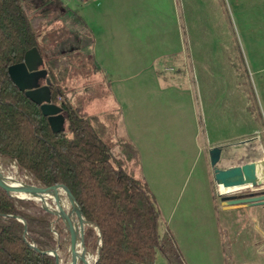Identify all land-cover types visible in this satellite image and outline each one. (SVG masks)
Wrapping results in <instances>:
<instances>
[{"label": "rangeland", "instance_id": "rangeland-1", "mask_svg": "<svg viewBox=\"0 0 264 264\" xmlns=\"http://www.w3.org/2000/svg\"><path fill=\"white\" fill-rule=\"evenodd\" d=\"M61 1L60 24L70 36L56 52L93 54L95 37L101 38L100 61L95 60L88 79L75 86L87 87L89 113L120 108L115 134L138 148L142 173L161 210L159 232L163 238L173 237V245L165 240L167 254L158 253L154 264H181L183 257L188 264H206L208 254L216 255L214 234L220 235L225 264H237V240L252 264H264V255L254 256L249 249L245 233H253L255 226L259 249L264 250V234L258 232H264V205L241 204L225 226L222 206L240 204L218 197L208 152L214 146L222 148L218 168L251 161L264 165V0H175L179 13L173 0H107L97 16L98 0ZM73 13L84 23L74 20ZM239 51L262 122L249 109L234 70ZM5 168L24 182L14 164ZM263 172L261 166L258 175ZM260 193L253 189L237 197ZM60 226L57 252L66 263L67 228L62 222ZM52 231L58 236L54 226ZM195 241L200 252L189 251Z\"/></svg>", "mask_w": 264, "mask_h": 264}, {"label": "trees", "instance_id": "trees-1", "mask_svg": "<svg viewBox=\"0 0 264 264\" xmlns=\"http://www.w3.org/2000/svg\"><path fill=\"white\" fill-rule=\"evenodd\" d=\"M63 13L61 0H0V161L5 167L14 164L25 183H61L78 196L84 219L96 225L83 229L85 247L94 254L99 248L95 264H154L158 253L167 254L165 240L173 245V237L159 232L162 214L142 173L138 148L115 134L120 108L89 113L87 87L75 86L90 76L94 55L56 52L70 36L60 24ZM72 17L84 23L79 15ZM33 47L51 80L52 102L65 114L59 132L7 71ZM238 57L235 73L249 109L262 122L240 51ZM54 220L36 201L15 198L0 187V264H56L46 253L62 244L61 220Z\"/></svg>", "mask_w": 264, "mask_h": 264}, {"label": "water", "instance_id": "water-1", "mask_svg": "<svg viewBox=\"0 0 264 264\" xmlns=\"http://www.w3.org/2000/svg\"><path fill=\"white\" fill-rule=\"evenodd\" d=\"M8 74L20 90L24 91L25 95L30 98L33 102L40 106V110L44 116H47L48 122L53 132H59L64 129L65 114L62 111L60 105L52 102L50 85L51 80L47 76V71L44 68L43 59L40 56L36 47L27 50L24 54L21 62L12 64L7 69ZM222 148L214 146L209 149V163L213 168V178L216 184V190L218 197L223 201H228L231 204H243V203H254L257 205H264V172L258 175V169L264 165L258 164L255 161L247 162L242 165L230 166L228 168H218L216 163L220 159ZM61 185L66 187L67 193L75 198L74 209L77 211L78 216L83 221L82 232H81V243L84 245L83 240V229L85 225L94 226L91 222L84 219L81 209L80 200L68 186L56 183L50 186H36L24 182H15L8 175L5 166L0 161V187L8 192L11 196L18 199L34 200L24 196L25 194H34L40 192H51L53 187ZM257 190L261 193L259 195H251L248 197H237L240 192ZM37 202V201H36ZM38 204L45 211L55 216L54 222L61 220L64 226V219L61 214L55 210L49 209L38 202ZM70 226L67 230V241L69 245V264H78L77 262V245H76V234L73 228L72 221L70 220ZM33 246V245H31ZM86 248V247H85ZM87 249V248H86ZM89 252V251H88ZM46 253L51 254L55 257L56 264H59V255L57 248L47 251ZM89 254H91L89 252ZM99 254V248L96 251L95 258L91 264H95Z\"/></svg>", "mask_w": 264, "mask_h": 264}, {"label": "bare ground", "instance_id": "bare-ground-1", "mask_svg": "<svg viewBox=\"0 0 264 264\" xmlns=\"http://www.w3.org/2000/svg\"><path fill=\"white\" fill-rule=\"evenodd\" d=\"M10 176V175H9ZM10 178L18 182L17 179L10 176ZM67 188L61 185H56L53 187L51 192H40L34 194H25L24 196L33 198L37 202L41 203L45 207L55 210L59 214H61L64 219V225L67 230L70 226V220L72 221L73 228L76 234V245H77V262L80 264L81 262L85 263V257L87 258L86 264H91L94 258L89 254L88 250L81 243V232L83 221L78 216L77 211L74 209L75 198L67 193ZM59 264H69V261L64 263L63 260L59 257Z\"/></svg>", "mask_w": 264, "mask_h": 264}, {"label": "crops", "instance_id": "crops-1", "mask_svg": "<svg viewBox=\"0 0 264 264\" xmlns=\"http://www.w3.org/2000/svg\"><path fill=\"white\" fill-rule=\"evenodd\" d=\"M219 2H220V0H219ZM107 3H108L107 0H98V5L94 9L95 16H97V14L99 15V11L101 12V8H100L101 4H105L106 5ZM172 4L175 5V7H176V9H178V13H179L180 12V10H179L180 8H179V5L176 4V1L175 0L172 1ZM96 19L99 20L98 17H95L94 18V23H96L95 22ZM95 31H96V29L94 30V34H96ZM100 44H101V38L100 37L99 38L95 37V40H94V52H93V54H94L95 60L97 62L100 61L99 58L97 57V51L100 48ZM101 67H103V66H101ZM103 69L105 71V75H107L108 74L107 70L104 67H103ZM239 209H242L241 204L240 205H237V206H222L221 213H222L223 218L225 220V226H230L229 222L227 221V218H228V216L230 217L231 212H236ZM242 223H245V222L243 221ZM256 226L258 227L257 224H256ZM254 228H256V227L254 226ZM254 228H252L253 229L252 230L253 233L250 232L249 230H245V229L244 230L246 231L245 233L248 235V238H249V243H250L249 249H252L253 250L254 256L257 254V256L259 257V256H263L264 255V250H262V248L259 249V245H260L259 243H260V241L257 240V238H255ZM258 232H259V234H264V232H262L260 230ZM213 236H214L213 238H215V243L217 244V247H216L217 248V251L214 248L215 245L213 244L212 245L213 246V253H212V255L214 254L215 251H216V255H214L212 257V256H209V254H208L207 255V258H206L207 259L206 260V264H225L224 263L225 262V259L222 256L223 253L221 254V250H220V245H221L220 235L219 234H214ZM232 236H233L234 239H236L237 234L236 235H232ZM229 246H230V244L228 245V247ZM218 249H219V251H218ZM189 251L190 252H194V251L195 252H200V245L196 241L193 242L192 244H190ZM234 251H235V253L233 254V257L236 259L237 264H252V262H250V257L248 256L247 251L244 248H241L239 246L238 240H237V244L234 247ZM216 257H218V258L216 259ZM187 260L184 259V257H183V261H181V264H188Z\"/></svg>", "mask_w": 264, "mask_h": 264}, {"label": "built area", "instance_id": "built-area-1", "mask_svg": "<svg viewBox=\"0 0 264 264\" xmlns=\"http://www.w3.org/2000/svg\"><path fill=\"white\" fill-rule=\"evenodd\" d=\"M78 2H79L80 4H83V3L86 2V0H78Z\"/></svg>", "mask_w": 264, "mask_h": 264}]
</instances>
